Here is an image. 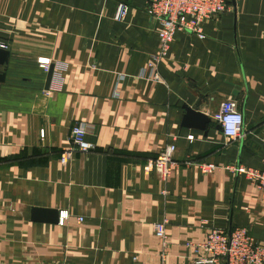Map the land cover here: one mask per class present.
Returning a JSON list of instances; mask_svg holds the SVG:
<instances>
[{"label":"crops","instance_id":"obj_1","mask_svg":"<svg viewBox=\"0 0 264 264\" xmlns=\"http://www.w3.org/2000/svg\"><path fill=\"white\" fill-rule=\"evenodd\" d=\"M144 5L0 0V264H191L187 243L230 227L264 247V205L231 169L264 168V0H230L203 23V39L177 32L158 65L162 83L139 77L159 48ZM40 57L66 63L61 91L44 89ZM227 100L243 116L240 139L212 119ZM195 107L204 130L183 125ZM77 123L89 125L94 148L63 165ZM168 145L178 167L161 181L144 167ZM186 161L216 169L205 175ZM44 211H58V223ZM162 219L165 249L153 231Z\"/></svg>","mask_w":264,"mask_h":264},{"label":"built area","instance_id":"obj_2","mask_svg":"<svg viewBox=\"0 0 264 264\" xmlns=\"http://www.w3.org/2000/svg\"><path fill=\"white\" fill-rule=\"evenodd\" d=\"M230 0H145L144 11L157 21L158 51L150 55V59L143 68L139 77L155 83H162L158 73L159 63L167 56L173 37L177 32H187L195 34L199 39H203V23L210 18L223 13L228 8ZM129 11V6L125 3H118L113 20L123 22ZM8 44L0 40V50H7ZM38 67L47 74L51 69V79L47 92H59L64 84V72L67 69L66 63L51 61L49 58L40 57L36 59ZM148 72V73H147ZM122 78V77H121ZM230 115L242 117V124L238 125L235 135H230L225 129L224 121ZM226 139L236 140L244 137L243 116L239 111L235 101H224L219 110L212 116ZM89 125L83 123L75 124L71 129L70 147L63 150L60 155V163L66 164L74 152L86 153L94 146L86 140L89 133ZM43 135V131L41 132ZM190 141L192 137H187ZM174 145L166 146L155 159L150 160L144 167L146 172H154L161 181H166L171 177L172 171L178 167V163L173 160ZM264 161V159H263ZM186 167H195L200 173L212 174L216 166L205 162H184ZM231 169L244 176L254 186L260 201L264 205V168L253 169L242 165H233ZM67 212L61 213L60 221L67 219ZM82 222L81 218L77 219ZM166 219L153 225V231L163 249L167 246V236L165 232ZM198 255L191 264H264V247L258 245L249 231L245 227H233L228 229H212L206 239L198 244H186ZM132 264H142L136 258Z\"/></svg>","mask_w":264,"mask_h":264},{"label":"water","instance_id":"obj_3","mask_svg":"<svg viewBox=\"0 0 264 264\" xmlns=\"http://www.w3.org/2000/svg\"><path fill=\"white\" fill-rule=\"evenodd\" d=\"M7 56V53L0 50V66L3 65L5 62V58ZM51 72L50 69L49 72L46 75V82L44 89L47 90L49 86V82L51 79ZM207 123V117L197 110V108H185V116L183 119V125L186 127L188 126H194L196 129L204 130L205 125ZM220 129V127L218 126ZM45 216H47V219L50 220L51 223L57 224L59 213L58 211H44L43 212Z\"/></svg>","mask_w":264,"mask_h":264},{"label":"clouds","instance_id":"obj_4","mask_svg":"<svg viewBox=\"0 0 264 264\" xmlns=\"http://www.w3.org/2000/svg\"><path fill=\"white\" fill-rule=\"evenodd\" d=\"M224 124L227 133L235 135L238 130L237 126L242 124V117L239 115H230L225 119Z\"/></svg>","mask_w":264,"mask_h":264}]
</instances>
